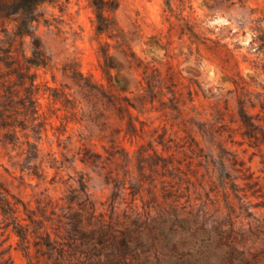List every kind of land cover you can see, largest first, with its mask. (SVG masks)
<instances>
[{"label":"rangeland","instance_id":"obj_1","mask_svg":"<svg viewBox=\"0 0 264 264\" xmlns=\"http://www.w3.org/2000/svg\"><path fill=\"white\" fill-rule=\"evenodd\" d=\"M170 1L172 10L165 0H116L117 6L106 11L147 62V71L173 74L174 83H151L150 90L147 83L137 81L142 79L141 68L128 72L114 38L96 30L90 0L39 4L34 31L52 66L36 69L37 81L48 80L58 87L60 98L52 100L47 92L40 98L41 109L49 115L39 140L42 174L21 170L22 156L0 142V181L34 202L44 193L63 196L83 175L100 209L138 224L139 238L115 264H264V233L255 226L256 218L264 217L260 152L245 140L240 143L239 134L244 129L239 100L246 111L264 119L260 106L264 105V0ZM187 14L222 44L215 49L197 48L188 34L180 32L178 17ZM11 25L7 22L9 29ZM3 29L0 23V43L5 38ZM105 43L107 61L115 66L111 71L119 82L115 87L134 104L129 107L136 124L133 133H124L127 115L123 110L99 95L87 94L82 81L71 77L78 70L104 81L100 47ZM24 49L31 52L29 37ZM192 116L224 127L226 151L205 146L197 156L189 150L183 127L193 125ZM176 129V141L185 144L176 147L171 142L170 149H162L159 137L164 130L167 136ZM112 135L120 139L115 152L110 147ZM85 145L105 162H82ZM170 156L178 168L165 166L163 159ZM52 157L58 168L49 166ZM232 157L242 164L232 162ZM206 159H211L209 164ZM243 172H250L257 182L248 185L240 177ZM168 173L171 176H165ZM163 179L177 190L178 205L177 215L165 219L164 211L171 208L161 190ZM9 243L10 259L3 264H26L12 233L4 246Z\"/></svg>","mask_w":264,"mask_h":264},{"label":"trees","instance_id":"obj_2","mask_svg":"<svg viewBox=\"0 0 264 264\" xmlns=\"http://www.w3.org/2000/svg\"><path fill=\"white\" fill-rule=\"evenodd\" d=\"M44 1L46 0H0V23L4 25L5 34L0 43V142L3 145H10L16 150L17 156H22L21 170L27 169L29 174L36 176H40L44 168L39 140L42 132L46 130L49 117L41 109L40 98L46 92L47 97L52 100L60 98L58 87L49 85L48 80L37 81L36 69L40 67L47 69L52 66L51 57L36 35L33 25V21L38 17L37 8ZM114 1L116 0H90L95 14L96 30L114 38L116 42L114 46L123 55L128 72L141 68L142 79L137 80L139 83H147L148 89L151 88V83H174L171 73L161 75L157 69L147 71V62L136 54L115 21H110L106 11L117 6ZM165 4L172 10L170 0H165ZM178 18L182 20L180 32L188 34L197 48L215 49L218 48L217 45L222 44L219 40L206 35L200 29L201 24L190 14L180 15ZM7 22L12 23L10 29ZM26 37L30 38L29 54L24 49ZM209 40L215 45L210 44ZM100 53L103 60L100 62L101 77L104 81H97L78 70L72 71L71 77L82 81L80 82L83 83L87 94L99 95L116 110H123L127 115L124 133H133L136 131V124L129 107H134V104L115 87L114 83L119 82L116 74L111 71L115 66L107 61L108 43L100 47ZM121 69L122 65L116 67L118 72ZM52 78L55 80L53 72ZM103 83H108L109 87L105 88ZM260 106L261 110H264V105ZM239 108L241 124L244 125V129L239 131L242 137L240 143L245 140L249 146L258 149L261 171L264 173V119L260 121L257 113L246 111L242 100H239ZM191 121L193 127L189 125L183 127L186 132L185 142L190 151L199 156L201 155L199 152L203 151L205 146L211 148L213 145L226 151L224 143L227 139L222 137L224 127L221 129L212 121L194 116L191 117ZM30 131L32 133H29ZM165 134L166 130L157 140L162 149H170L171 142L176 147L185 144L176 141L177 129L167 136ZM118 136L112 135L109 140L113 152L120 146ZM228 136L232 139V133ZM100 158V153L91 151L86 145L82 147L80 155L82 162L90 164L105 162ZM163 160L167 167L169 164L174 168L179 167L174 165L173 156L164 157ZM210 161L211 159H208L207 164ZM231 161L242 164L234 157ZM56 162L57 159L52 157L49 159V166L58 168ZM170 174L165 176H171ZM240 177L245 179L248 185L257 182L252 180L250 172H243ZM76 182V185L70 186L59 198L44 193L36 196L34 202H31L12 192L0 181V263H6L10 259V243L4 246L10 233L16 237V247L25 256L26 264H115L129 252L133 241L139 238L138 224L120 219L113 211L100 209L88 191L87 179L83 175H80ZM161 182L164 199L171 208L164 211L165 219L169 218L170 214L177 215V194L175 195L177 190L171 188L173 184L167 183L168 180L163 179ZM114 186L117 187L116 183ZM255 226L261 227L264 233V217L256 218ZM218 228L221 230V226Z\"/></svg>","mask_w":264,"mask_h":264}]
</instances>
